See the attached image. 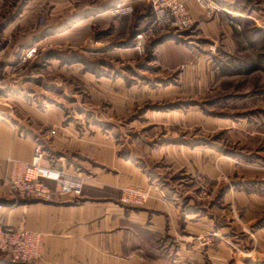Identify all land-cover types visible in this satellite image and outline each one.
I'll return each mask as SVG.
<instances>
[{
    "label": "rangeland",
    "instance_id": "1",
    "mask_svg": "<svg viewBox=\"0 0 264 264\" xmlns=\"http://www.w3.org/2000/svg\"><path fill=\"white\" fill-rule=\"evenodd\" d=\"M209 2L218 9L198 5L210 18L217 15L214 35L197 29L193 16L191 30L157 36L138 50L137 35L153 20V9L142 5L144 15L114 51L46 47L40 39L58 18L33 0H0L2 120H22L27 106L65 107L63 116L78 130L108 137L112 151L129 148L141 156L143 169L152 155L160 160L156 166L171 171L169 162L175 163L173 169L181 168L190 155L191 172L171 174L180 175L206 210L217 204L218 211L226 212L224 218L235 217L226 203L232 193L264 196V0ZM104 29L96 25L95 41L107 39L111 29ZM166 41L190 51V60L163 66L158 48ZM102 78L111 84L102 85ZM200 166L212 176L199 174ZM3 180L1 187L6 186ZM156 184L161 190L162 184ZM0 264L13 263L0 253Z\"/></svg>",
    "mask_w": 264,
    "mask_h": 264
},
{
    "label": "crops",
    "instance_id": "2",
    "mask_svg": "<svg viewBox=\"0 0 264 264\" xmlns=\"http://www.w3.org/2000/svg\"><path fill=\"white\" fill-rule=\"evenodd\" d=\"M83 1L33 0L40 7L43 4L50 17L58 18L48 24L46 33L50 34L40 43L57 49L113 47L116 51L128 41L130 27H136L144 15L140 7L152 8L150 1ZM180 1L192 12L197 29L210 36L216 33L217 15L210 18L194 0ZM128 3L132 5L130 14L118 10ZM96 25L111 29L106 40H94ZM158 50L159 61L168 68L188 62L192 55L171 41ZM117 55L126 61L123 54ZM75 65L80 64L71 66ZM86 76L94 78L89 73ZM101 81L102 85L111 84L109 78ZM23 112L26 116L22 120L15 116L0 120L3 182L9 174L8 160L30 162L38 144L44 150V165L84 180L80 198L61 194L60 188L51 184L55 196L49 202L20 199L12 195L7 184L0 186L4 224L43 235L42 256L30 264H264V196L232 193L226 203L236 216L224 218L226 212L218 211L217 204L206 210L207 205L192 196L190 186L179 180L180 175L173 176L191 172L190 155L181 168L173 169L175 163L169 162L174 166L172 171L156 166L160 160L152 155L143 169L138 164L141 156L134 151H112L108 137L78 130L74 121L63 116L65 107L27 106ZM204 167L200 166L199 174L212 176ZM156 182L162 184L161 190L155 189ZM127 186H153L154 190H150L146 204L132 206L121 200V191Z\"/></svg>",
    "mask_w": 264,
    "mask_h": 264
},
{
    "label": "built area",
    "instance_id": "3",
    "mask_svg": "<svg viewBox=\"0 0 264 264\" xmlns=\"http://www.w3.org/2000/svg\"><path fill=\"white\" fill-rule=\"evenodd\" d=\"M150 1L153 9V20L149 27L137 35V49L157 36L172 32L180 33L191 30L195 24L193 14L187 4L180 0H140ZM203 9L215 11L218 8L209 0H194ZM123 14L132 12L126 6H118ZM130 10V11H129ZM4 119L0 116V120ZM52 134H56L52 131ZM45 154L41 145H36L32 160L20 162L9 159V174L7 187L13 196L49 202L53 201L55 193L51 184L60 188L61 194L80 198L83 192L84 180L72 176L64 170L44 165ZM122 202L132 206L144 205L150 192L140 188H125L122 190ZM0 203V253L14 263L30 264L40 260L43 249V235L24 229H13L4 224Z\"/></svg>",
    "mask_w": 264,
    "mask_h": 264
},
{
    "label": "trees",
    "instance_id": "4",
    "mask_svg": "<svg viewBox=\"0 0 264 264\" xmlns=\"http://www.w3.org/2000/svg\"><path fill=\"white\" fill-rule=\"evenodd\" d=\"M250 72H253V70H250ZM16 264H21V263H16Z\"/></svg>",
    "mask_w": 264,
    "mask_h": 264
}]
</instances>
